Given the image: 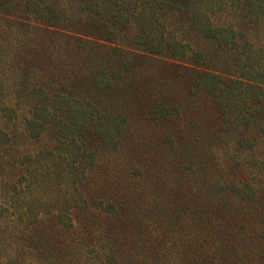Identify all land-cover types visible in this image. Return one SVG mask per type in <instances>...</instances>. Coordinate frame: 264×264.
I'll use <instances>...</instances> for the list:
<instances>
[{"label":"trees","instance_id":"16d2710c","mask_svg":"<svg viewBox=\"0 0 264 264\" xmlns=\"http://www.w3.org/2000/svg\"><path fill=\"white\" fill-rule=\"evenodd\" d=\"M263 20L264 0H0V253L12 242L15 264H264L262 187L226 185L229 207L181 188L143 202L141 169L112 161L128 124L116 91L132 66L116 53L194 66L193 93L224 122L223 87H242L233 123L256 119L264 135V47L247 40ZM201 42L235 55L237 79ZM164 106L151 107L155 121L177 116Z\"/></svg>","mask_w":264,"mask_h":264},{"label":"rangeland","instance_id":"374dc122","mask_svg":"<svg viewBox=\"0 0 264 264\" xmlns=\"http://www.w3.org/2000/svg\"><path fill=\"white\" fill-rule=\"evenodd\" d=\"M247 40L255 47H264V20L247 31ZM204 46H209L204 48L207 52L219 54L225 59L218 62L216 70L226 78L228 74L230 78L237 79L239 70L235 67L238 65L235 55L216 52L213 46L201 42V47ZM93 55L109 61L108 55L106 58L100 54ZM115 55L130 58L132 66L116 91L128 116V124L122 137L124 154L112 161L115 165L126 164L129 169L137 166L141 169L143 184L140 200H158L167 191L174 195L181 188L183 191L178 192L180 197L186 196L189 201L198 199L216 206L226 199L229 207L235 197L228 192L226 185L242 183L262 187L257 195L264 196V176L256 174L258 168H264L260 164L264 163V135L257 129L256 119H248L242 126L233 123L242 112V109L234 111L239 105L235 98L242 95V87L222 86V102L232 113L231 121L224 122L209 97L204 93H193L192 85L198 72L194 66L153 57L139 50L132 55ZM212 81L210 78L205 80L210 86ZM220 84L223 85V82ZM157 103L174 107L177 116L155 121L156 115L151 107ZM259 107L260 104L254 105L256 109ZM112 178L115 182L124 179L117 173ZM149 208L147 205L144 210ZM219 209V214L225 213L228 220V209ZM237 212L232 211L231 215L230 227L233 229H236L233 226L236 222L241 224L242 216ZM13 246L12 242L3 245L0 253L2 264L21 261L18 253L23 249L15 252ZM177 261L178 258L173 255V262Z\"/></svg>","mask_w":264,"mask_h":264}]
</instances>
